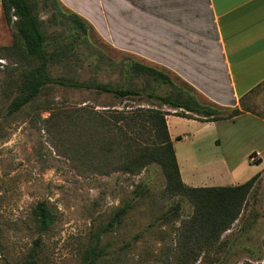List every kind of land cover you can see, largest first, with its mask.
Here are the masks:
<instances>
[{
	"label": "rangeland",
	"instance_id": "374dc122",
	"mask_svg": "<svg viewBox=\"0 0 264 264\" xmlns=\"http://www.w3.org/2000/svg\"><path fill=\"white\" fill-rule=\"evenodd\" d=\"M30 1L42 20L52 78L136 88L143 95L119 99L95 90L49 85L30 104L9 114L25 75L38 62L23 53L15 18L9 22L2 9L0 264H24L34 250L36 264H86L85 252L92 248L102 251L97 264H264V187L255 189L259 181L232 227L216 242L207 243L189 228L194 206L188 196L169 189L162 165L152 162L136 175L123 172L119 169L122 153L111 151L105 127L94 116V112H101L110 117L114 109L150 108L152 101L146 95L152 91L174 96L184 89L203 104L209 101L168 70L110 47L85 18L87 31L72 39L69 17H63L69 11L57 0ZM133 62L168 74L176 86H156L145 75L128 78L126 68ZM246 103L264 115V82ZM161 109L175 112L167 106ZM187 121L180 117L172 132L188 137L205 134L207 141L200 146L205 165L204 159L219 154L216 139L224 125L216 128ZM141 134L144 144L154 143L155 137L148 130ZM187 141L181 147L186 148ZM213 176L216 172L206 171L200 178ZM140 187L147 192L137 197L135 191ZM255 192L260 197L254 201L259 211L252 203ZM130 200L133 208L123 222L106 231L115 212ZM40 202L48 205L55 218L44 233L37 231L32 215ZM253 212L263 216L256 224L251 222Z\"/></svg>",
	"mask_w": 264,
	"mask_h": 264
},
{
	"label": "crops",
	"instance_id": "0c3cea01",
	"mask_svg": "<svg viewBox=\"0 0 264 264\" xmlns=\"http://www.w3.org/2000/svg\"><path fill=\"white\" fill-rule=\"evenodd\" d=\"M59 2L99 30L110 47L168 70L211 104L237 107L241 98L264 82V0ZM179 118L168 115L167 125L186 185L239 186L263 172L264 118L244 113L215 122L187 119L201 126L224 125L216 139L219 154L204 159L205 165L200 155V146L207 141L205 134L175 136L172 125ZM178 136L182 139L177 140ZM185 140L189 143L186 148L181 147ZM206 171L216 172V176L200 178ZM260 185L264 187L263 173L255 189ZM257 197L255 192V209ZM259 218L263 216L253 212L251 222L256 224Z\"/></svg>",
	"mask_w": 264,
	"mask_h": 264
},
{
	"label": "trees",
	"instance_id": "16d2710c",
	"mask_svg": "<svg viewBox=\"0 0 264 264\" xmlns=\"http://www.w3.org/2000/svg\"><path fill=\"white\" fill-rule=\"evenodd\" d=\"M57 1L63 6L59 0ZM2 9L6 12L9 22L15 18L13 24L23 53L27 58L38 62L37 66L25 75L20 94L14 97L10 103L9 114H14L30 104L49 85L95 90L103 94H111L119 99L143 95V92L136 88L52 78L48 71L51 56L48 53L46 38L42 31V20L36 13L34 4L30 0H0V17ZM66 10L68 9L66 8ZM63 17H69V31L72 39H78L82 32L87 31L86 20L78 14L69 11V15L64 14ZM126 71L128 78L145 75L149 76L156 86L168 85L171 88L176 86L168 74L151 66L133 62L127 65ZM254 90L241 98L240 105L233 108L211 103L203 104L184 89L177 91L174 96L158 95L152 91L146 95L152 101L150 108L114 109L110 117L101 112H94V116L105 127L104 131L107 133L106 137L110 139L109 148L112 147L111 151L117 153L120 150L122 153L124 158L119 169L123 172L136 175L152 162L162 165L167 175L169 189L175 194L188 196L194 206L195 210L189 222V228L193 232H197L199 237L208 243L210 240H219L221 235L229 230L239 218L246 206L247 198L260 180L262 173L264 174V170L239 186L191 187L186 185L180 175L173 141L168 130L167 116L174 115L200 122L232 120L244 113L264 118V115L255 112L246 103L247 97ZM162 106H167L175 112L164 111L161 109ZM144 130H148L155 137L152 145L144 144L142 141L141 133ZM176 139L181 140L182 137L178 136ZM250 157H254V154H251ZM146 192L147 188L140 187L135 191V194L137 197H141ZM132 208L133 200L124 203L115 212L105 230L119 226ZM32 215L39 233L47 232L54 224V214L45 202L38 203L32 210ZM35 257L36 250L24 264H36ZM101 257L102 251L92 248L85 252L84 261L86 264H97Z\"/></svg>",
	"mask_w": 264,
	"mask_h": 264
},
{
	"label": "built area",
	"instance_id": "2783aa9c",
	"mask_svg": "<svg viewBox=\"0 0 264 264\" xmlns=\"http://www.w3.org/2000/svg\"><path fill=\"white\" fill-rule=\"evenodd\" d=\"M254 160H255V158H254V157H252V158H251V161H254Z\"/></svg>",
	"mask_w": 264,
	"mask_h": 264
}]
</instances>
